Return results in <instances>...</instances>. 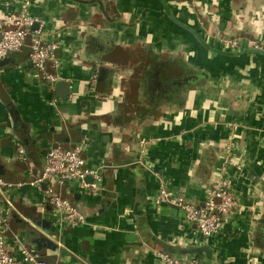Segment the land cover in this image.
Segmentation results:
<instances>
[{"label":"crops","instance_id":"0c3cea01","mask_svg":"<svg viewBox=\"0 0 264 264\" xmlns=\"http://www.w3.org/2000/svg\"><path fill=\"white\" fill-rule=\"evenodd\" d=\"M24 10L58 43L69 89L61 98L34 77L30 38L0 61V179L14 185L0 195L8 251L20 257L17 235L48 264H164V253L264 264V54L223 44L264 45V0H0V21ZM78 144L100 192L56 186L86 215L62 227L46 185L32 183L49 148ZM225 164L239 209L218 235L201 237L181 209L156 203L164 186L202 206ZM204 246L211 259L183 253Z\"/></svg>","mask_w":264,"mask_h":264},{"label":"built area","instance_id":"2783aa9c","mask_svg":"<svg viewBox=\"0 0 264 264\" xmlns=\"http://www.w3.org/2000/svg\"><path fill=\"white\" fill-rule=\"evenodd\" d=\"M37 23L38 20L27 10L0 21V61L21 52L28 45L30 38L29 59L34 69L33 75L54 87L60 80L58 70L61 62L56 56L59 45L56 42H46L40 31L34 29ZM223 44L234 51L243 48L264 51L263 43L255 38H229L224 39ZM83 151L82 144L69 148L59 145L49 148L45 155L41 177L32 183L36 186L46 185L44 202L54 209L58 218L57 222L62 227L84 224L86 215L70 200L64 198L56 190V186L62 187L71 181H78L88 194L96 195L100 192L101 175L98 170L87 167L82 155ZM18 153L24 157L25 149L19 147ZM229 164L222 166L218 182L207 193L202 206L189 203L185 198L166 190L164 186H161L155 198L156 203H166L181 209L185 220L195 226L196 232L201 237L207 239L218 235L239 209V202L228 177ZM89 177L92 178L90 182L87 180ZM13 186L0 179V195L4 188ZM10 228L6 210L0 203V264H47L38 251L23 244L17 235L13 236L12 240L18 245L20 257L17 258L11 254L7 249V232ZM162 261L164 264H201L195 257L181 259L167 253L162 255Z\"/></svg>","mask_w":264,"mask_h":264},{"label":"water","instance_id":"95a60500","mask_svg":"<svg viewBox=\"0 0 264 264\" xmlns=\"http://www.w3.org/2000/svg\"><path fill=\"white\" fill-rule=\"evenodd\" d=\"M170 19L175 24H177L178 26L188 30L191 33H193L198 39L201 40V37H200L199 34H197L192 28H190L187 25H184L183 23L179 22L177 19H175V17L173 15H170ZM248 52H256V53L264 54L263 50H248ZM9 62H10V60L2 61L1 65H5V64H7ZM68 89H69V84L66 81L61 80V81L56 83V92L58 93L59 97H61V98L67 97L68 96ZM131 163L136 165L135 164L136 162H134V160H132ZM89 178L87 180L91 181V180H89ZM183 253H185L187 255H195V256L201 255L202 253H205V254H207V258L211 259V250L208 247H205V246L204 247H196L193 250H189V251H186V252H183ZM202 264H206V263L203 262Z\"/></svg>","mask_w":264,"mask_h":264},{"label":"trees","instance_id":"16d2710c","mask_svg":"<svg viewBox=\"0 0 264 264\" xmlns=\"http://www.w3.org/2000/svg\"><path fill=\"white\" fill-rule=\"evenodd\" d=\"M21 52H23V50L21 51ZM21 52H19V53H21ZM19 53H16V54H19ZM30 54V53H29ZM43 258V257H42ZM45 261H46V259L45 258H43ZM47 262V261H46ZM47 264H48V262H47Z\"/></svg>","mask_w":264,"mask_h":264}]
</instances>
